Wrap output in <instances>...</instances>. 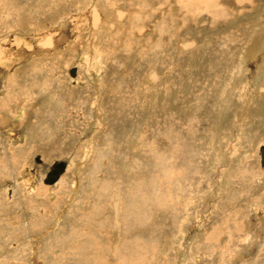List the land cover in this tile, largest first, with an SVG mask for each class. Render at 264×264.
<instances>
[{"label":"rangeland","instance_id":"374dc122","mask_svg":"<svg viewBox=\"0 0 264 264\" xmlns=\"http://www.w3.org/2000/svg\"><path fill=\"white\" fill-rule=\"evenodd\" d=\"M210 1L0 0V264H264V0Z\"/></svg>","mask_w":264,"mask_h":264},{"label":"water","instance_id":"95a60500","mask_svg":"<svg viewBox=\"0 0 264 264\" xmlns=\"http://www.w3.org/2000/svg\"><path fill=\"white\" fill-rule=\"evenodd\" d=\"M74 67H71L68 71L69 76L73 77L74 76ZM258 162L261 166L264 164V146L261 144L258 147ZM38 160V157H35V161ZM65 167V161L64 160H54L47 172L45 173V177L43 179L44 183H52L54 182L59 174L63 172V169Z\"/></svg>","mask_w":264,"mask_h":264},{"label":"bare ground","instance_id":"6f19581e","mask_svg":"<svg viewBox=\"0 0 264 264\" xmlns=\"http://www.w3.org/2000/svg\"><path fill=\"white\" fill-rule=\"evenodd\" d=\"M209 1H210V0H209ZM210 2H212V1H210ZM210 2H207V3L204 2V3H205V4H211ZM221 2H222V1H221ZM202 3H203V2H202ZM227 3H228V2H227ZM195 4H196V3H195ZM193 5H194V4H193ZM197 5H198V4H197ZM201 5H202V4H201ZM212 6H213V5H212ZM205 7H206V6H205ZM74 70H75V69H74ZM74 75L76 76V73H75V72H74ZM75 76H74V77H75ZM74 77H73V78H74ZM72 82H73V83H75V82L80 83L79 81H76V80H72ZM263 146H264V145H263ZM62 160L65 161V167H64V169H65L66 166H67V160H66V159H62ZM37 161H39V158H38ZM40 162H41V160L39 161V163H40ZM263 166H264V164H263ZM64 169H63V171H64ZM31 171L34 172V170H31ZM61 173H62V172H61ZM61 173H60V174H61ZM60 174H59V176H60ZM59 176L57 177V179H56L54 182L49 183V184L46 183V184H48V185H52V184H54V183L58 180ZM122 264H123V263H122Z\"/></svg>","mask_w":264,"mask_h":264},{"label":"crops","instance_id":"0c3cea01","mask_svg":"<svg viewBox=\"0 0 264 264\" xmlns=\"http://www.w3.org/2000/svg\"><path fill=\"white\" fill-rule=\"evenodd\" d=\"M219 1H223V0H219ZM225 1H233V2H237L236 0H225ZM262 48H264V46H262Z\"/></svg>","mask_w":264,"mask_h":264}]
</instances>
